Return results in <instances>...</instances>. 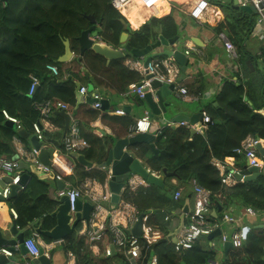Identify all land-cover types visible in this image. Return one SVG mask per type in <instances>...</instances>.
Returning <instances> with one entry per match:
<instances>
[{"label": "trees", "instance_id": "16d2710c", "mask_svg": "<svg viewBox=\"0 0 264 264\" xmlns=\"http://www.w3.org/2000/svg\"><path fill=\"white\" fill-rule=\"evenodd\" d=\"M220 5L225 11L230 28L229 37L241 47L255 26V14L237 8L231 2ZM87 14L103 19L99 31L101 40L114 46H119L123 32L128 33L131 45L138 49L155 42L160 34L167 39L179 35V24L173 12L151 16L140 28L132 29L123 14L112 7L111 0H0V157L13 153L16 149V136L29 147L30 138L35 134L33 124L41 116L36 102L51 100L55 107L60 102L73 112L77 108L76 84H81L83 79L94 86L111 88L121 93L131 84L140 82V76L125 66L126 60L107 64L103 56L91 50L80 55L78 37L91 26ZM66 38L71 42L72 51L78 55L67 63L59 61L65 52ZM240 59L245 79L241 82H226L215 99L217 105L213 103L206 107L212 122L203 133H192V129L184 126L167 127L156 137L157 151L148 144L135 146L138 147L137 156L144 159L152 171L169 173V179L176 178L178 186H189L191 180L197 179L201 185L210 189L214 194L211 197L212 210H218L222 206V210L226 211L231 202L264 209L263 175L226 187L221 183L219 171L212 164L213 159L228 160L231 163L236 161L240 155L235 154V149L247 136L258 135L264 138V115L258 112L264 109V67L258 64L257 57L247 52H241ZM49 63L59 67V76L47 70ZM66 73L70 76L64 79ZM31 74L40 78V86L32 96L29 95ZM245 96L249 98L251 105L244 100ZM4 111L16 118L18 123L11 122ZM58 113L59 110L55 108L50 117L58 125V130L45 132L46 142L51 139L61 140L63 136L64 118ZM99 113H102L103 118L116 121L124 127V135L127 136L128 128L133 122L131 117L110 116L102 109L100 112L92 110L88 116L95 120ZM90 119L86 124H90ZM18 124L29 133V138L19 134ZM86 124L80 119L82 135L89 142V147L80 153L98 166L104 162L105 145L101 138L85 133ZM88 171L100 182H105V169L96 167ZM88 171L82 165H77L81 178L89 176ZM5 174L0 169V178ZM167 184L168 186L162 187L149 184L135 192L127 191L123 196L141 212L150 215L147 224L158 231L157 240L151 246L152 252L158 256L159 264H213V251L203 250L198 241L190 248L180 249L169 239L171 229L164 218L170 211L182 209L184 196L174 199L177 187ZM221 193L223 198L218 196ZM49 199L48 184L32 175L17 196L6 200L9 207L18 213L16 222L19 227H24L34 218H40L42 229L49 230L56 225V219L51 214L57 204L56 200ZM223 211L219 213L221 216L225 212ZM80 227L79 224L78 231ZM25 234L26 237L32 236L29 231ZM42 238L47 242L51 241L47 237ZM68 241L67 247L75 251L80 264L91 261L96 264H108L110 261L118 263L119 258L124 257L116 254L105 259L95 258L85 237L78 235L70 237ZM244 249L229 254L231 264H264L263 234L258 236L250 233Z\"/></svg>", "mask_w": 264, "mask_h": 264}, {"label": "crops", "instance_id": "0c3cea01", "mask_svg": "<svg viewBox=\"0 0 264 264\" xmlns=\"http://www.w3.org/2000/svg\"><path fill=\"white\" fill-rule=\"evenodd\" d=\"M229 2L233 3L234 6H236L237 8H241L245 10H248L246 9L247 6H252L251 4L246 3L248 2L247 0H220L216 2L212 1V4L206 16L200 20L195 19L190 16L189 10L192 8V5H189V3H185L184 0H163L161 3H159L158 5L150 9L144 8L138 1L130 3L127 7H125L122 10L116 9L115 7H113V5L112 7L123 14V16L129 22V25L132 29L140 28L142 24L145 21H147L151 16H163V15L169 14L170 12H173L179 24V35H177L179 36V40H177L174 44H169V46H162L160 49L157 48L153 52H159L167 48L170 50H180L181 52L185 54V51L187 50L188 45L192 44L194 49L191 51L190 55L186 56V60H187L186 70H183L182 66L175 60L176 63L180 67V75L177 78V83L180 84L181 86H186L188 88L189 94L191 95V97L186 98V99L184 97H181V98L178 97V98L182 99L185 102L193 101V102H197L200 104L203 101H207L210 106L213 103L217 105V102L215 101V99L219 95V93L223 90L226 82L228 81L241 82L242 80L245 79L243 70L241 68V59H240L241 52L244 51L252 55L253 57H257L259 60L258 64L264 67V23L257 27L254 26L251 33L248 35L247 39L245 40V42L242 44L241 46L242 48L239 47L229 37L230 28L226 20L225 11L220 5V3L224 4V3H229ZM127 10H130V11H127ZM248 11H251L255 14V17H256L255 25H256L258 23V14L252 10H248ZM90 15H94V14H87L86 16H90ZM94 17L97 19L95 15ZM131 18H133L135 21ZM97 20L102 21V25H103V19L101 20L97 19ZM234 23L237 24V22H234ZM98 29L100 31V27H98ZM221 35H225V37L229 39L236 46L239 52V55L237 57H233L227 52V50L224 47V42L222 40ZM231 35L232 37H235L232 33ZM128 38H129V35H128ZM100 41L103 42L102 40ZM77 56L78 55L74 52L73 57L67 62H70L73 58ZM164 57H167V56H164ZM146 58L147 56L144 58L131 57L130 59H139L141 63L145 65ZM127 59L128 58L124 60H127ZM133 72H136L140 76L141 80L143 79V76L141 75V73L137 71H133ZM65 76L66 77L64 78L63 76V78L67 79L70 75L66 73ZM81 86L88 87L90 91H92L94 88L101 89L103 91V94L106 96V98L109 101V105H108L109 109L103 110V112L107 111L108 115L110 116L128 115L133 120L131 125H133L140 117L144 116L145 112H148L150 115L151 111L149 107L146 105V103L144 102L140 103L142 99L139 100V98L135 94L130 93L128 88L123 93H121V92L115 91L114 89L105 88L103 86L98 87L97 85H95L96 86L95 87L93 84L87 83L84 81L81 82ZM166 101L168 102V97L166 98ZM247 102L251 105L249 98ZM119 109H123L125 113L122 115L118 114L116 110H119ZM92 110H94L92 107V104L88 103L85 100L84 103H82L80 106L76 108V111L71 112L69 109H66V112L70 113L72 117L78 118L79 122L81 119L86 124L88 123L87 121H89L90 119V117L88 116V113L91 112ZM203 110L208 112L207 108H203L200 111H197V110L192 111L188 109L181 110V108H178L177 112L173 115L172 119L167 120V121L164 119L165 117L164 115H159V116H154V117L151 116L152 121H153V126L151 127L149 133L154 134L155 140H156V137L162 133L164 128L181 127V125H177L179 123L178 116L180 114L191 117V116H194V114L200 113ZM94 111H97V110H94ZM258 112L264 115V109H260ZM104 119L105 118L102 117V113H99L98 117L95 120L90 119L91 120L90 124H86L84 131H86L85 133H91L92 135L97 136L98 138L102 139L105 145V149H106L105 158H104V161H105L108 157L109 149L112 147V145L117 140L128 138L134 135H130V132H129V128L131 125L128 128L127 136H125L124 134L126 133V130L124 127H122L116 121L109 120V119L104 120ZM187 122L191 124L190 121H187ZM200 122H201V117L195 124H192V125H197ZM64 127H65V118H64ZM32 135H35V134H32ZM62 140H63V136L61 140L51 139L48 142H46L45 140L44 142L45 146L43 148H46L49 151L50 160L55 154H62L66 156L67 158L73 160L76 163V165L80 164L78 160L72 155V153L67 154L64 151L62 147ZM154 145H155V141H154ZM29 148H33L31 141H30ZM137 148L138 147H133V149H130V151L134 154L135 157H137L141 161V163L147 169L152 171L151 168H149V166H147V164L145 163V160L137 156ZM153 150L157 151L156 147ZM258 156L260 158V161L262 162V166H261L262 169L260 168L259 175H256L253 179H256L262 175L264 176V150L259 149ZM236 162L237 160L232 162V166L235 167V169L239 170L241 174L245 175V177L251 176L252 174L256 173L255 171H250V166H248V162L246 159L243 158V161H240L238 165H236ZM99 165L96 166L93 164V167L91 169L83 165L82 166L88 171L96 167H99ZM103 169L107 171V176H108L109 171H110L109 168L106 167ZM24 172H26V170H21V174ZM153 172L157 175L161 174L160 172H157V171H153ZM88 173H89V176H87L86 178H81V174L76 171L74 175H66V176H63L61 179H57L55 177V172L51 171L47 173V177H43V178L39 177V178L41 180H44L48 184L49 198L51 200L57 201V204L55 206V209H56L57 206L59 205L60 198L63 196L61 195V190L63 188L64 189L66 188L67 183H71L72 186L79 187L84 181L88 179L92 181L96 187H98L99 189H102L103 187L102 184L104 182L102 183L96 177H93L91 171H88ZM30 174L31 176L35 175L31 172ZM164 174H166V177L164 178V185L168 186L167 183H170L174 187L176 186L177 189L182 188L183 196H184L183 197L184 205L182 209L172 210L170 211V213H167L168 214L167 216L170 217L168 221H166V217L164 218L165 221L168 223L169 228L171 229V232H169L170 234V233H173L180 226L182 217H185V222H186L187 214L189 213H185L184 206L187 204L188 212L193 211L194 194L192 193V187L190 185L189 186H178L179 183L176 178L169 179L171 175L166 172H164L163 175ZM6 177H8L7 174L1 177L0 180L4 181ZM253 179H249L247 181L243 180L238 183L248 182ZM168 189L170 190L169 187ZM20 191H18L17 195L19 194ZM173 191L174 189L172 190V192ZM175 191H174V194H175ZM81 200L84 203L89 202L91 204L90 200L88 199L86 195L82 196ZM111 203H112V199H111ZM231 203L232 204L228 206V210L231 211L233 215L236 217L237 219L236 223L234 225H231V224L224 222L223 221L224 213L222 214V216L219 214V213H222L221 211H223L222 210L223 208L222 206H219L218 210L211 211V216H213L215 219H217L218 221L222 223V225L220 226V229L215 230L214 231L215 234L213 232L210 235L201 236L199 237V240H198L203 250L213 251L214 257H215L213 264H231V261L229 260V254L235 253L237 250H242V251L245 250L244 244L247 243L248 235L250 233H254L258 236H260V234L264 235V209L260 210V209L254 208V206H248V205L240 206L235 202H231ZM105 206H110V204L105 203ZM248 207L254 208L255 210L258 211V213L254 216L250 214H246L245 208H248ZM154 213L155 212L152 211L153 216L156 215V214L154 215ZM16 219L17 218H14L11 212V208L8 205V200L0 201V232L4 238L15 239V235L11 232L10 228L12 226L13 220L16 221ZM17 227H18L19 233L25 234L26 231H29L31 232V235L33 236L34 234H37V231H36L37 228L39 227L41 229L43 228L42 219L34 218L32 221L26 223L24 227H19L18 225ZM235 230H238L242 233L243 244L239 248L234 247L233 245H226L228 242H231V241L224 242L222 239L223 234H226L229 237H231V235L233 234ZM78 235L79 233H73L63 239L56 240V241L50 239L51 241H48V243L50 244V248L48 250L49 257L45 255L47 257L49 264H80L79 259H77L76 257L77 255L75 251L67 247L69 244L68 240L70 239V237H77ZM39 236L41 238L44 237L42 235H39ZM108 246L112 250V254L110 256L106 255V248ZM88 247H89V241H88ZM101 248H102L101 254L95 258L100 257L102 259H105V258H110L111 256H115L116 254L123 255L115 250L110 237H107L104 239V241L101 243ZM2 249L11 250L12 255L9 256V255L2 253ZM69 252H73L75 254V259L73 261L70 260L69 258ZM152 253H153L152 250L149 251L147 258L138 261V264H149V261H150L149 257ZM0 254H4L7 257L5 261L3 260L4 264H40V262H38V257L32 258L27 253L25 254L22 251H15L8 247H0ZM123 256H124L123 258L122 257L119 258L118 263L117 261H112V262L110 261L108 262V264L110 263L135 264L136 263V262L133 263L132 261L127 260L125 255Z\"/></svg>", "mask_w": 264, "mask_h": 264}, {"label": "built area", "instance_id": "2783aa9c", "mask_svg": "<svg viewBox=\"0 0 264 264\" xmlns=\"http://www.w3.org/2000/svg\"><path fill=\"white\" fill-rule=\"evenodd\" d=\"M139 0H111V4L118 10H122L127 7L130 3ZM142 6L150 9L161 3L163 0H140ZM220 1V0H214ZM252 6L255 7L258 14V23L256 27L264 23V0H247ZM185 3L192 5L189 10L191 17L195 19H203L211 4V0H184ZM245 4V3H244ZM224 42V47L227 52L233 56L237 57L239 55L236 46L225 37L221 35ZM194 49L192 44L188 45L185 55H190L191 51ZM126 67L132 71H137L141 73L143 79L139 83L131 84L128 88L130 93L135 94L139 99H144L146 94V89H151V81L155 80L161 84L173 85L174 93L178 97L189 98L188 88L186 86H181L177 83V78L180 75V67L176 63L173 56L168 57H155L152 58L147 65H143L139 59H128L125 62ZM47 70L55 75L59 76L60 69L56 64L49 63L46 66ZM150 76V78H148ZM66 76H64L65 78ZM31 80L29 95L35 94L36 90L40 86V78L31 74L29 76ZM79 92L84 96H90L95 102L92 104L94 110H101V100L103 99V91L99 88H94L92 91L86 86H81ZM36 107L40 111V120L33 124L35 135L38 140L42 143V147L45 146L44 142L46 140L45 132H54L58 130V125L50 119L55 108L57 110L66 111V105L58 103L56 107L51 102V100H43L35 103ZM118 114H124L123 109L116 110ZM5 116L18 123L16 118L9 116L6 111H4ZM201 122L197 125H192L187 121H181L177 125L186 126L190 129H194L195 132L203 133L208 124L212 122L210 114L203 110L200 112ZM153 126L152 118L148 112H145L144 116L140 117L133 125L130 126V135H135L141 132H149ZM18 128L21 126L18 124ZM14 143L16 150L20 156V159L30 163L35 164L39 168H43L47 173L53 171L55 172V177L61 179L66 175H74L77 171L76 163L67 158L62 154H55L50 160L49 164H43L39 159L40 149L27 147L20 137L14 138ZM262 146L264 150V138L258 135H249L242 142V144L235 149V154L238 156H244L250 167H259L262 169V162L258 156L259 147ZM62 147L64 151L69 154L73 152L80 153V151L89 147L88 140L82 135L80 122L78 118H74L71 115L70 127L63 137ZM212 164L219 171L221 183L226 187H232L238 182L243 181L245 175L241 174L239 170L232 166V163L228 160L213 159ZM0 169L5 171L7 175H10L11 181L5 184L3 189H0V196L3 199H8L11 193V186L17 185L21 179V169L19 161H11L7 158L0 157ZM238 174L242 177L238 178ZM111 171L107 176L106 181L102 184V189L96 187L92 181L86 180L79 187L72 186L71 183L66 184V188L61 190V195L66 194L69 199V204L71 211H74L75 205L82 196L86 195L93 206L89 220H82L80 225L79 236L85 237L89 241V249L93 257H98L101 252V243L105 238L110 237L112 244L117 252L126 256L127 260L138 261L147 258L148 252L151 250V246L157 240V232L153 230L147 221L149 219V214L143 213L139 208L131 201L125 199L123 196L125 192H135L137 189L142 187H147L149 182L143 178L141 175L136 173H131L127 179L125 185L119 193L120 199L117 204H112V191L109 187V181L111 179ZM192 187V193L194 194V207L193 211L187 214V219L183 228L177 233L175 238V243L177 248L184 249L192 247L198 240L199 237L210 235L215 230L220 229L222 223L211 216V197L214 195L212 191L203 185H201L197 179H193L190 182ZM25 185L21 186L23 189ZM183 195V189L178 188L175 191L174 199H179ZM219 198H223L222 193L218 194ZM105 203H109L110 206H105ZM11 212L14 218L18 217L16 210L13 208ZM246 214L256 215L258 213L254 208H245ZM144 214L142 219V235L136 237L132 234L126 232L130 229L133 224L138 221L139 216ZM170 217L166 216V221ZM223 221L234 225L237 221L236 217L229 210H226L223 214ZM224 242L231 241L234 247H241L243 244L242 233L235 230L231 237L226 234L222 235ZM24 246L27 249V254L32 258H37L40 256L42 250H44V255L49 257L50 244L42 239L38 234L25 238ZM2 253L6 255H12L11 250L2 249ZM112 254L111 248L108 246L106 248V255L110 256ZM70 260L75 259V254L69 252ZM149 264H159L158 256L154 253L150 255ZM88 264H96L94 261ZM116 264V263H110Z\"/></svg>", "mask_w": 264, "mask_h": 264}, {"label": "water", "instance_id": "95a60500", "mask_svg": "<svg viewBox=\"0 0 264 264\" xmlns=\"http://www.w3.org/2000/svg\"><path fill=\"white\" fill-rule=\"evenodd\" d=\"M6 2L8 0H1ZM246 9L252 10L257 13V10L254 6H247ZM91 22V26L81 32L78 37L79 46H80V55L83 56L87 51L91 50L94 53L103 56L107 63L116 60H124L128 57H136V58H144L147 56L145 60V65L155 57H164V56H173L175 60L182 66L183 70H186L187 60L186 55L181 52L180 50H170L165 48L159 52H153L157 48H161L162 46H169V44H174L177 40H179V36H175L172 39H166L162 34L158 36V39L155 42L150 43L143 49L134 48L131 45V42L128 38V33L123 32L120 37V44L119 46L110 45L107 43L101 42V37L99 35L98 27L102 26V21H98L94 15L87 16ZM125 22L124 20H122ZM65 46V53L59 58L60 62H67L69 61L74 52L71 49V42L69 39L64 40ZM150 78V76H148ZM151 89H146V94L144 99L140 101L146 103V105L150 109V117L159 116L167 114L173 108V103L167 102L166 98L170 96L174 91L173 85H164L155 80L151 81ZM76 100H77V107L80 106L85 100L93 104L95 102L90 96H84L79 92L81 87L80 83L76 84ZM92 89V88H91ZM245 101H248V97H244ZM109 101L106 96L103 94V99L101 100V109L108 110ZM60 115L65 118V127L63 131V137L66 135L71 121V114L61 110L59 111ZM200 113L194 114V116L188 117L186 115L180 114L178 116V122L181 121H190L191 124H195L199 118ZM11 121V120H10ZM13 122V121H11ZM192 133L195 131L192 129ZM19 134L24 138H29V133L26 132L25 129H20ZM30 141L33 145V148L40 149L39 158L43 164L50 163V153L46 148H41L42 143L38 140L36 135L31 136ZM155 135L149 132H141L134 136H130L128 138H123L117 140L112 147L109 149L107 159L99 165V168H109L111 171V179L109 181V187L112 191V203L115 205L119 202L121 189L125 185L127 179L129 178L131 173H136L141 175L145 178L149 184L154 186H164V178L166 174L160 175L155 174L153 171L147 169L141 161L134 156V154L130 151L138 144H148L153 149L155 148L154 145ZM259 149L263 150L262 146ZM263 152V151H262ZM72 155L78 160L80 164L83 166L91 169L93 167V163L88 161L83 154H79L77 152H73ZM7 158L11 161H19L20 169L26 170V172L21 174V179L19 184L11 186V193L9 196L10 198H14L18 191L21 190V186L25 185L27 180L30 177V172L35 174L36 176L43 178L47 177V172L43 168H39L35 164L27 163L20 159V156L15 149L12 154L7 156H2ZM30 171V172H29ZM250 171H255V174L251 176L245 177L244 180L247 181L249 179H253L256 175H259L260 168L259 167H250ZM242 175L238 174V178H241ZM11 181L10 175L4 179V181L0 180V189H3L5 184ZM2 196H0V201H4ZM93 210V206L86 202L84 203L81 199L75 205L74 211H71V207L69 204V199L66 194H64L60 200L59 205L51 214L56 219V225L50 230H42L40 227L36 229L37 234L47 237L51 240H60L63 239L73 233H78V225L81 223L82 220H89L91 211ZM185 213L188 212L187 204L184 206ZM144 214L142 213L139 216L138 221H136L130 229H127L126 232L128 234H132L136 237H140L142 235V219ZM185 225V217H182L180 226L173 232L169 234V239L171 241H175L177 233L183 228ZM11 232L15 235V239H6L0 232V247H8L15 251H22L23 253H27V249L24 246L25 241V234L19 233L17 222L13 220L12 226L10 228ZM215 234V232H214ZM213 234V235H214ZM226 245H232L231 242H228ZM19 246V247H18ZM114 249V248H113ZM7 257L4 254H0V264H4L3 260L5 261ZM38 262L40 264H49L47 257L44 255V250H42L40 256L38 257ZM133 263L135 261H132Z\"/></svg>", "mask_w": 264, "mask_h": 264}, {"label": "rangeland", "instance_id": "374dc122", "mask_svg": "<svg viewBox=\"0 0 264 264\" xmlns=\"http://www.w3.org/2000/svg\"><path fill=\"white\" fill-rule=\"evenodd\" d=\"M138 2L142 5L140 0ZM127 11H130V10H127ZM131 19H133V18H131ZM65 63H67V62H65ZM74 69H76L75 65H74ZM83 81L85 82L84 79H83ZM173 93L170 96H168V101L173 103V108L167 114H164V116H165L164 119L166 121L172 119L173 115L177 112L178 108H181V110H183V109L187 110L188 109V110H192V111H195V110L200 111L203 108H206L207 106H209L207 101H203L201 104L197 103V102H193V101L185 102L182 99H179L176 93L175 94H173ZM243 158H244V156L238 157L236 165H238L240 161H243Z\"/></svg>", "mask_w": 264, "mask_h": 264}, {"label": "bare ground", "instance_id": "6f19581e", "mask_svg": "<svg viewBox=\"0 0 264 264\" xmlns=\"http://www.w3.org/2000/svg\"><path fill=\"white\" fill-rule=\"evenodd\" d=\"M124 9V8H123Z\"/></svg>", "mask_w": 264, "mask_h": 264}]
</instances>
